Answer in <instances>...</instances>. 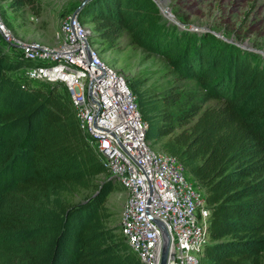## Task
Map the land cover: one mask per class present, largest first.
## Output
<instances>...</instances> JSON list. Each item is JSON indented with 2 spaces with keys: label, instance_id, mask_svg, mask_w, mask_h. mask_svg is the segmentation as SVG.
Segmentation results:
<instances>
[{
  "label": "trees",
  "instance_id": "obj_1",
  "mask_svg": "<svg viewBox=\"0 0 264 264\" xmlns=\"http://www.w3.org/2000/svg\"><path fill=\"white\" fill-rule=\"evenodd\" d=\"M2 1L38 14V0ZM86 17L99 40L126 33L183 83L152 96L129 85L146 139L168 138L161 151L204 192L202 264H264V57L176 28L152 0H91ZM24 65L0 43V264H142L109 226L115 185L70 102L56 86L21 79ZM80 190L92 193L68 201Z\"/></svg>",
  "mask_w": 264,
  "mask_h": 264
},
{
  "label": "built area",
  "instance_id": "obj_2",
  "mask_svg": "<svg viewBox=\"0 0 264 264\" xmlns=\"http://www.w3.org/2000/svg\"><path fill=\"white\" fill-rule=\"evenodd\" d=\"M79 14L63 17L55 43H26L0 19L5 52L25 62L17 75L48 83L70 102L78 127L109 178L126 193L120 234L142 264H159L164 225L167 264H200L209 242L204 192L176 157L156 151L126 77L106 65L90 44Z\"/></svg>",
  "mask_w": 264,
  "mask_h": 264
},
{
  "label": "rangeland",
  "instance_id": "obj_3",
  "mask_svg": "<svg viewBox=\"0 0 264 264\" xmlns=\"http://www.w3.org/2000/svg\"><path fill=\"white\" fill-rule=\"evenodd\" d=\"M86 0H38V14L29 8L14 10L8 2L0 0V19L8 30L21 41L38 42L45 45L55 43L61 20L64 16L79 10L80 16ZM162 17L181 30L198 34L210 33L236 45H247L264 55V0H154ZM173 16L168 19L165 11ZM163 11V13L161 12ZM80 21L91 31L90 44L97 50L99 58L109 67L122 73L132 86L140 82V92L148 96L159 95L174 83H181L167 62L157 55H150L130 44L126 33L115 39L101 41L94 32L90 17ZM183 84V83H181ZM168 140L151 142L156 151ZM109 177V176H108ZM105 175L96 178V183L108 178ZM113 191L107 196L106 210L111 214L109 226L119 242L132 252L120 234V215L126 201V193L114 183ZM91 191L80 190L68 197L71 203H77L91 195ZM133 253V252H132ZM134 254V253H133ZM203 262V256L200 264Z\"/></svg>",
  "mask_w": 264,
  "mask_h": 264
},
{
  "label": "water",
  "instance_id": "obj_4",
  "mask_svg": "<svg viewBox=\"0 0 264 264\" xmlns=\"http://www.w3.org/2000/svg\"><path fill=\"white\" fill-rule=\"evenodd\" d=\"M87 1L88 0L83 2L82 6H84ZM152 1L155 3L154 0H152ZM79 10H80V8L78 10H76V12L73 15H76L79 12ZM239 47H241L243 49H246V50H249V51H252V52H255L257 54H260L259 51L251 49L245 44L244 45H240ZM261 56L264 57V55H261ZM156 224L158 225V227H159V229L161 231V248H160V255H159V264H167L168 256H169V248H170V239H169L168 233H167L164 225L162 223H160V222H156Z\"/></svg>",
  "mask_w": 264,
  "mask_h": 264
},
{
  "label": "bare ground",
  "instance_id": "obj_5",
  "mask_svg": "<svg viewBox=\"0 0 264 264\" xmlns=\"http://www.w3.org/2000/svg\"><path fill=\"white\" fill-rule=\"evenodd\" d=\"M163 12V11H162ZM164 14V13H163ZM164 15H166L167 17H168V19L169 20H171V21H174V18L171 16V14L166 10L165 11V14Z\"/></svg>",
  "mask_w": 264,
  "mask_h": 264
}]
</instances>
